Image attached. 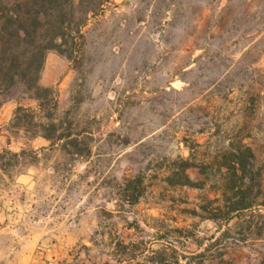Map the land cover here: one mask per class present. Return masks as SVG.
Masks as SVG:
<instances>
[{
  "label": "rangeland",
  "instance_id": "1",
  "mask_svg": "<svg viewBox=\"0 0 264 264\" xmlns=\"http://www.w3.org/2000/svg\"><path fill=\"white\" fill-rule=\"evenodd\" d=\"M70 1L86 21L74 60L45 53L51 118L0 92V264H127L120 241L173 244L164 264H264V206L213 221V181L171 172L180 156L217 174L213 158L244 144L264 202V0ZM18 105L35 114L18 122ZM51 122L71 136H34Z\"/></svg>",
  "mask_w": 264,
  "mask_h": 264
},
{
  "label": "trees",
  "instance_id": "2",
  "mask_svg": "<svg viewBox=\"0 0 264 264\" xmlns=\"http://www.w3.org/2000/svg\"><path fill=\"white\" fill-rule=\"evenodd\" d=\"M71 7L70 0H0V92L18 88L25 97L38 101V110L46 118H51L56 101L52 96L53 88L39 84L45 53L49 49H55L74 60L75 53H79L74 45L77 39L83 37L81 29L85 25L86 16L74 21ZM68 39L70 45H67ZM21 111L25 112L22 116L19 115ZM29 112L35 114L32 110L18 105L14 119L19 122ZM43 129V133H35L34 136H42L51 142L71 136L59 134L55 138L57 128L52 122ZM75 153L82 152L76 150ZM12 154L17 155L16 152ZM213 160L219 167L217 174L210 172V163L205 160L197 163L191 158L184 159L180 156L173 159L171 168L172 175L179 177L178 183L181 185L204 190L213 181L212 190L217 195L213 200L218 204L215 210H211L212 216L209 218L213 221L223 218L228 223L244 211L257 209L259 205L264 206L263 201L258 202L250 196L254 154L249 146L241 144ZM190 167L198 169L196 181L191 180L187 174ZM135 180L136 177H133L127 179V182H137ZM133 193L134 189L131 195ZM139 195L135 194L131 203H136ZM118 245L122 248L118 261H125L127 264H164L167 261V249L173 247L170 243L158 250H152V255L147 256L140 248L137 250L138 254H132L136 251L132 248L135 245L133 242L120 241ZM156 254L160 257L157 258Z\"/></svg>",
  "mask_w": 264,
  "mask_h": 264
}]
</instances>
